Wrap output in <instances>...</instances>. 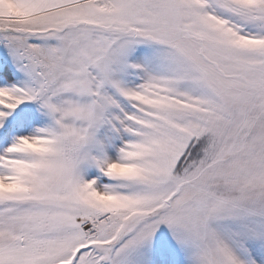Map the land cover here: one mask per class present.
<instances>
[{
  "label": "snow or ice",
  "instance_id": "obj_1",
  "mask_svg": "<svg viewBox=\"0 0 264 264\" xmlns=\"http://www.w3.org/2000/svg\"><path fill=\"white\" fill-rule=\"evenodd\" d=\"M0 264H264V0H0Z\"/></svg>",
  "mask_w": 264,
  "mask_h": 264
}]
</instances>
